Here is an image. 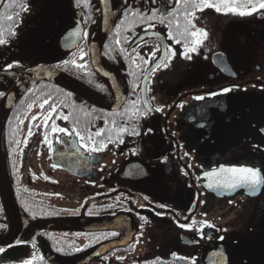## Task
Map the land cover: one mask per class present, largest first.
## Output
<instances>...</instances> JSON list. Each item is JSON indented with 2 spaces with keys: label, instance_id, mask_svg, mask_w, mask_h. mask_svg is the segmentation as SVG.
I'll list each match as a JSON object with an SVG mask.
<instances>
[{
  "label": "flooded vegetation",
  "instance_id": "flooded-vegetation-1",
  "mask_svg": "<svg viewBox=\"0 0 264 264\" xmlns=\"http://www.w3.org/2000/svg\"><path fill=\"white\" fill-rule=\"evenodd\" d=\"M192 2L117 0L107 83L91 59L100 0H69L61 19L64 0H4L0 106L41 68L87 92L33 82L9 115L1 148L17 211L0 172V264H264V186L205 187L221 167L264 175V9ZM73 128L106 147L81 148Z\"/></svg>",
  "mask_w": 264,
  "mask_h": 264
},
{
  "label": "snow or ice",
  "instance_id": "snow-or-ice-1",
  "mask_svg": "<svg viewBox=\"0 0 264 264\" xmlns=\"http://www.w3.org/2000/svg\"><path fill=\"white\" fill-rule=\"evenodd\" d=\"M80 0H77V5L79 6ZM187 3L188 0H185ZM86 4V0H85ZM192 6L197 8L198 10H203L204 8H214L216 12H223L225 14H233L238 16H249L253 12L257 11L258 9H264V0H199V2H195L193 0ZM21 8L23 10H27V8L24 5H21ZM133 15L135 16L136 13L133 12ZM189 15H194L193 13H189ZM8 20H13V16L9 15L7 16ZM151 19V17H149ZM191 21H189V24ZM194 27V25H193ZM185 32H187V28H185ZM193 36H201L206 38L207 33L205 32H192L190 33ZM2 35V34H0ZM12 35H15L13 32ZM180 35H183V33H180ZM174 38L171 33H169V39ZM6 41L3 38H0V44H4ZM179 42V41H177ZM201 41L198 39L196 40V44H199ZM119 43V41H117ZM196 49L195 47L189 48L187 45H185V57L190 59V56H188L189 52H194ZM154 54V53H153ZM175 55V53H173ZM81 59H83V53H81ZM145 63H147V60H145ZM161 65H156L157 68H159ZM77 67H83V65H77ZM233 91L232 88H224L222 90L223 93H228ZM220 93H212L211 95H218ZM196 100H203L204 96H196L194 97ZM45 103H47V100H45ZM31 107V105H29ZM180 107H183L181 104ZM41 108H43V104L41 105ZM157 111H160V109H156ZM67 119V117H64ZM52 131L64 133L65 135H69L70 133L64 129V128H58L55 125L52 126ZM73 132H76V135L79 137L80 141L82 143L80 144L81 148H85L86 150L90 152H97L100 150H103L106 145L101 144L99 148L96 146L89 147V144L84 143V141L87 139L89 142L91 141V135H88L87 137L80 135L79 131H77L75 128L72 129ZM120 132L125 131L123 128L119 130ZM96 136H100V132L95 133ZM46 142L47 137H45ZM109 140L111 141V137H109ZM19 143V142H17ZM49 149L51 150L52 145L51 142H48ZM206 178L208 179L209 183L205 185V187L211 189L213 187L216 188H228V189H237V188H248L251 190L252 193H255L258 188L261 186H264V175H262L261 170L257 169L255 167H221L218 171H213L210 173H206ZM147 199V198H145ZM207 227H213L211 223L206 224ZM181 227H185L184 225H181ZM113 235H116V233H113ZM220 239H223V237H220ZM79 251V249H76ZM4 249L0 248V252H3ZM36 259H42V257H35L33 260H27L24 262V264H34V260Z\"/></svg>",
  "mask_w": 264,
  "mask_h": 264
},
{
  "label": "water",
  "instance_id": "water-1",
  "mask_svg": "<svg viewBox=\"0 0 264 264\" xmlns=\"http://www.w3.org/2000/svg\"><path fill=\"white\" fill-rule=\"evenodd\" d=\"M68 1L69 0H64L63 5L59 8L57 12V16L59 19H61L63 14H65V12L69 9ZM3 2L4 0H0V7ZM117 16V0H100V24L91 45V59L96 73L107 83L109 82L106 80L107 72L104 69L101 61V52L107 38L109 37L110 33L112 32L115 26ZM38 81L52 83L60 88L69 91L70 93L80 96L83 95L84 92H87V90L83 86H81L79 83L69 78L68 76H65L64 74H61L49 68H41L32 70L31 72L24 75L23 78L13 87V89L3 100L0 106V161H2V164L0 166V172L3 176L4 190L10 196V200L12 203L11 205L16 211L17 209L14 204L11 189L9 186L6 160L1 148V135L9 115L16 107L18 102L21 100V98L24 96L28 87L33 82Z\"/></svg>",
  "mask_w": 264,
  "mask_h": 264
},
{
  "label": "trees",
  "instance_id": "trees-1",
  "mask_svg": "<svg viewBox=\"0 0 264 264\" xmlns=\"http://www.w3.org/2000/svg\"><path fill=\"white\" fill-rule=\"evenodd\" d=\"M118 19V18H117ZM117 22V21H116ZM116 25V24H115Z\"/></svg>",
  "mask_w": 264,
  "mask_h": 264
}]
</instances>
